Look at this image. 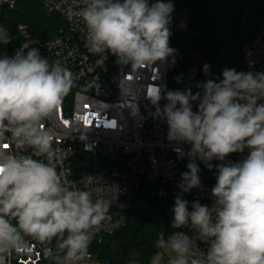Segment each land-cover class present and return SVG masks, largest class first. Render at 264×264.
<instances>
[{"label": "clouds", "instance_id": "obj_1", "mask_svg": "<svg viewBox=\"0 0 264 264\" xmlns=\"http://www.w3.org/2000/svg\"><path fill=\"white\" fill-rule=\"evenodd\" d=\"M174 10L172 0H87L79 17L90 52L111 53L117 64L131 66L133 79L124 76L125 87L137 95L140 69L176 63L177 49L170 47ZM11 40L0 26V45ZM203 72L210 75L208 64ZM73 86L71 70L50 63L36 47L23 44L14 55L0 56V264L14 254L34 255V244L46 250L54 240V264H79L99 233L125 225L124 216L110 215L122 194L118 185L99 178L95 188L69 185L55 166L45 121H55ZM195 86V93L158 86L147 91L153 119L167 125V140L190 145L186 153L176 149L186 155L188 170L171 209L175 231L161 233L155 246L175 254L169 264H264V71L225 68L218 81ZM245 149L241 162L216 165L211 206L196 200L189 210L183 194L201 186L196 161L211 170V161ZM196 239L208 244L201 256Z\"/></svg>", "mask_w": 264, "mask_h": 264}, {"label": "built area", "instance_id": "obj_2", "mask_svg": "<svg viewBox=\"0 0 264 264\" xmlns=\"http://www.w3.org/2000/svg\"><path fill=\"white\" fill-rule=\"evenodd\" d=\"M44 8L58 14L61 23L53 38H44L35 33L26 23L17 27L20 46L36 47L49 62L59 61L72 72L74 86L58 109L55 121H45V126L53 136L56 150L55 166L69 185L80 188L97 187L96 180L116 184L121 189L117 205L112 208L113 218L124 216L125 225L115 232H101L90 245L88 255L79 262L87 264L96 261L94 248L105 237L115 236L126 226V213L130 209L129 197L140 187L143 179L161 181L170 187L178 188L181 173L187 171L188 159L176 151L184 153L190 145H178L167 140V125L153 119L154 111L147 99L150 86L172 90L191 88L195 93L196 82L189 74L179 79H170L172 65L157 62L151 67L138 71L134 88L136 94L125 87L124 76L133 79L131 66L116 63L111 53L94 54L89 51L87 30L79 17L80 9L87 0H41ZM18 0H0V15L5 7H14ZM149 4L155 0H148ZM246 71H264V25L256 36L242 49ZM4 55L0 45V56ZM166 101H161V106ZM195 110V106H194ZM14 150V149H13ZM85 155L98 156L104 166L98 172L91 168ZM248 154L232 153L224 162L213 160L209 170L203 162L200 166L201 186L184 199L191 203L199 200L202 205L211 206V189L216 183V165L241 162ZM34 158H40L35 157ZM166 193V188L161 190ZM32 256L12 255L8 264H54L55 248L34 244ZM200 256L208 244L197 239Z\"/></svg>", "mask_w": 264, "mask_h": 264}, {"label": "trees", "instance_id": "obj_3", "mask_svg": "<svg viewBox=\"0 0 264 264\" xmlns=\"http://www.w3.org/2000/svg\"><path fill=\"white\" fill-rule=\"evenodd\" d=\"M172 3L175 10L170 47L177 49L171 71L173 81L191 74L197 84L209 78L218 81L225 68L246 71L242 49L264 25V0H172ZM20 23L29 24L44 38H53L61 19L58 14L48 12L41 0H18L14 7H5L0 15V26L8 28L12 40L1 47L8 56L19 49L17 27ZM205 64L210 66L209 76L203 72ZM85 158L91 167L87 169L89 172H98L104 166L98 156L85 155ZM163 188L166 193L161 191ZM179 192V188L161 181L143 179L129 197L126 226L95 246L96 261L151 264L162 250L155 246L157 237L161 233L167 237L175 231L171 228V209ZM56 243L54 240L50 246L56 249ZM158 264L167 262L161 260Z\"/></svg>", "mask_w": 264, "mask_h": 264}, {"label": "rangeland", "instance_id": "obj_4", "mask_svg": "<svg viewBox=\"0 0 264 264\" xmlns=\"http://www.w3.org/2000/svg\"><path fill=\"white\" fill-rule=\"evenodd\" d=\"M171 71H172V68L170 69V73H169V76H170V79L173 80V78L171 77ZM195 71L192 72V74H194ZM179 79H175V82L178 83ZM244 153H247L249 154L248 152V149H245L244 150ZM190 236H194L195 238V234L191 231L190 233H188ZM194 251L196 253L197 256H200V252H199V249L197 247V239L195 240V247H194ZM175 254L172 253L170 250L168 249H162L158 252V254L155 256L154 260L151 262V264H158L161 260H164L167 262V264H169V260L172 256H174ZM87 264H102L98 261H93L92 263H87Z\"/></svg>", "mask_w": 264, "mask_h": 264}]
</instances>
